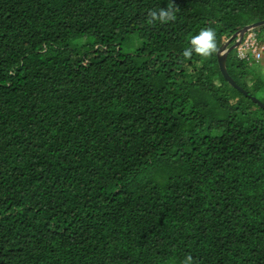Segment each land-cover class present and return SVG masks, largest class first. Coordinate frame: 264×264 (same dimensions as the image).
I'll return each instance as SVG.
<instances>
[{
  "label": "trees",
  "instance_id": "16d2710c",
  "mask_svg": "<svg viewBox=\"0 0 264 264\" xmlns=\"http://www.w3.org/2000/svg\"><path fill=\"white\" fill-rule=\"evenodd\" d=\"M172 2L153 26L169 0H0V264H264V109L217 53L182 59L264 0Z\"/></svg>",
  "mask_w": 264,
  "mask_h": 264
},
{
  "label": "clouds",
  "instance_id": "9594fccd",
  "mask_svg": "<svg viewBox=\"0 0 264 264\" xmlns=\"http://www.w3.org/2000/svg\"><path fill=\"white\" fill-rule=\"evenodd\" d=\"M177 11H179V8L172 0H169L167 9L148 10L147 24L154 26L157 23L165 25L174 22ZM218 51L217 33L213 28L207 27L201 29L197 35L190 38L189 46L182 53V59L190 61L194 55L201 59H210ZM182 264H194L193 257L190 254L187 255Z\"/></svg>",
  "mask_w": 264,
  "mask_h": 264
},
{
  "label": "water",
  "instance_id": "95a60500",
  "mask_svg": "<svg viewBox=\"0 0 264 264\" xmlns=\"http://www.w3.org/2000/svg\"><path fill=\"white\" fill-rule=\"evenodd\" d=\"M264 26V20H260L256 23H252L250 25H246L243 28H241L239 31L235 32L220 48L219 51L217 52V62H218V68L219 71L226 80V82L236 89L239 93L242 95L246 96L249 98L253 103H256L259 105L261 108L264 109V104L259 101L256 97L250 95L244 88H242L229 74L228 69H227V57L229 53H231L235 48L238 46L240 40L242 39L243 35L249 31V30H254L256 28ZM232 41H235L233 44Z\"/></svg>",
  "mask_w": 264,
  "mask_h": 264
},
{
  "label": "built area",
  "instance_id": "2783aa9c",
  "mask_svg": "<svg viewBox=\"0 0 264 264\" xmlns=\"http://www.w3.org/2000/svg\"><path fill=\"white\" fill-rule=\"evenodd\" d=\"M233 51L236 58L241 61L249 64L259 63L264 54V43L254 30H249Z\"/></svg>",
  "mask_w": 264,
  "mask_h": 264
},
{
  "label": "rangeland",
  "instance_id": "374dc122",
  "mask_svg": "<svg viewBox=\"0 0 264 264\" xmlns=\"http://www.w3.org/2000/svg\"><path fill=\"white\" fill-rule=\"evenodd\" d=\"M264 34V32H263ZM261 41L264 43V35L261 36ZM136 44H132V43H128L127 41H125L122 45L123 47V51L126 52V53H131L135 48H136ZM234 51H232V53L230 55H234L233 54ZM235 56V55H234ZM251 65H260L261 67H263V72H264V54H263V57L261 59V62L260 63H253ZM232 92V91H231Z\"/></svg>",
  "mask_w": 264,
  "mask_h": 264
}]
</instances>
